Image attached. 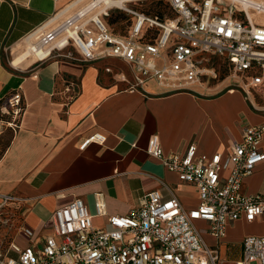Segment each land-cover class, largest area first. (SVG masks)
Segmentation results:
<instances>
[{
    "label": "built area",
    "instance_id": "1",
    "mask_svg": "<svg viewBox=\"0 0 264 264\" xmlns=\"http://www.w3.org/2000/svg\"><path fill=\"white\" fill-rule=\"evenodd\" d=\"M167 2L172 12L168 17L126 8L136 19L128 35L114 33L105 19L109 9L95 13L93 3L67 17L59 19L56 14L22 41L31 42L25 50L36 62L56 57L80 63L120 60L130 71L121 70L117 80L131 90L145 91L154 82L162 92L171 93L217 82L220 73L212 64L216 56L228 62L229 89H240L247 98L258 88L264 90V0ZM148 29L158 30L150 41L143 40ZM114 70L106 67L109 73ZM25 110L20 86L1 105L0 134L5 128L18 131ZM263 137L264 124H249L241 140H231L225 156L199 154L195 142L184 155H167L154 134L148 154L176 172L181 181L197 187L196 207L185 208L176 196L166 198L153 191L124 215L109 214L99 195L96 214H92L76 198L52 213L46 225L54 231L40 245L21 248L7 240L5 231L2 244H7L0 246V264H224L219 248L206 243L196 222H207L208 231L223 238L229 223L243 216L251 222L264 215V198L242 192L244 178L264 161ZM105 140L104 134L96 133L81 147ZM0 198V230H9L13 215H8V208H19L26 199L11 194H0ZM95 216L103 217L105 224L96 225ZM20 231L35 237L26 226ZM12 251L16 257L10 256ZM253 263L264 264V235L245 237L242 256L235 264Z\"/></svg>",
    "mask_w": 264,
    "mask_h": 264
},
{
    "label": "crops",
    "instance_id": "2",
    "mask_svg": "<svg viewBox=\"0 0 264 264\" xmlns=\"http://www.w3.org/2000/svg\"><path fill=\"white\" fill-rule=\"evenodd\" d=\"M74 1L0 0V114L5 98L20 86L26 104L21 128H5L0 134V194L26 199L19 208H8L18 214L8 240L21 248L40 245L54 231L46 225L52 213L76 198L92 214L99 195L109 214L124 215L153 191L176 196L185 208L196 207L197 187L148 154L150 137H160L167 155H184L195 142L199 154L225 156L231 140H241L246 125L264 124L263 88L249 98L240 89H229L228 79L171 93L154 82L145 91L131 90L117 80L123 70L117 59L80 63L63 57L36 62L29 57L16 62L24 47L11 58L13 45ZM108 66L115 68L113 73L106 71ZM96 133L104 134L105 142L92 141L82 148ZM242 192L264 198V161L244 178ZM105 222L94 218L96 225ZM196 224L206 243L219 248L224 264H235L242 256L241 251L239 258L228 261L230 243L264 235V215L229 223L223 238L213 236L207 222ZM21 226L33 230L35 237L28 238Z\"/></svg>",
    "mask_w": 264,
    "mask_h": 264
},
{
    "label": "rangeland",
    "instance_id": "3",
    "mask_svg": "<svg viewBox=\"0 0 264 264\" xmlns=\"http://www.w3.org/2000/svg\"><path fill=\"white\" fill-rule=\"evenodd\" d=\"M78 1L79 0H75L73 3H71L73 5V8L69 9V11L63 15V17H67L73 14L77 10L88 6L90 3H93L96 0H80V2L76 4ZM102 5L103 3L97 5V7L94 8L93 11L95 13L102 12L104 10V5L103 6ZM126 8H135L137 10H143L149 13L159 14V15H162L163 17H168V16H171L172 14L171 9L169 5L167 4L166 0H132L129 2H125L124 5L110 6L108 7L110 11V15L107 16L105 19L107 23L109 24L110 28L116 33L127 34L130 26L136 21L135 17L126 11ZM112 20H115V22L112 23L111 22ZM23 47H24L23 41L19 42L18 44L13 45L11 49H9L11 58L13 56V59H14L15 54L20 53ZM32 60H34V58L30 59V61ZM212 64H214V66L218 69L220 73L219 74L220 80H217V82H214V83L221 84L223 81H225L224 79H226L230 73L228 62L225 58L216 56L212 59ZM122 67L126 72L130 71L129 66L125 65L124 63L122 64ZM226 81L227 83H229L230 80L228 79ZM223 86H226V85H223ZM228 88L226 87L221 91H225ZM1 144H0V149L2 148ZM11 214L13 215V218L11 221L12 227L11 229H9L7 240L10 235V232L15 229L14 223L17 225L16 217L18 216V214L14 213L13 209L11 210V212L10 211L8 212V215L11 216ZM202 224L203 223H200V225ZM6 230L5 229L0 230V246H5L7 244L5 242L2 244V240L4 239ZM241 251H242V242L241 243H230L226 251V257L228 261L231 262L232 259L239 258L241 255ZM253 264H256V263H253Z\"/></svg>",
    "mask_w": 264,
    "mask_h": 264
},
{
    "label": "bare ground",
    "instance_id": "4",
    "mask_svg": "<svg viewBox=\"0 0 264 264\" xmlns=\"http://www.w3.org/2000/svg\"><path fill=\"white\" fill-rule=\"evenodd\" d=\"M129 1H132V0H96L93 3H95V4H97V3H99V4L103 3L104 10H105L108 7L113 6V5L114 6L124 5L125 2H129ZM79 2H80V0L76 4H78ZM93 3H90L88 5V7H92ZM71 8H73V5L72 4L70 6H68V7H66L65 9H63L61 12H59L58 15H62L65 12H68L69 9H71ZM30 43L31 42L29 40H26V42H24V50H22V53H21L20 57L16 60V62H19L20 61V58H22L23 61L26 60L27 58H29V56H30L29 50H27V49L25 50V48L27 46H29Z\"/></svg>",
    "mask_w": 264,
    "mask_h": 264
},
{
    "label": "trees",
    "instance_id": "5",
    "mask_svg": "<svg viewBox=\"0 0 264 264\" xmlns=\"http://www.w3.org/2000/svg\"><path fill=\"white\" fill-rule=\"evenodd\" d=\"M167 1V0H166ZM167 4H168V2H167ZM169 5V4H168ZM141 11H143V10H141ZM143 12H145V13H147V14H154V15H159V14H155V13H149V12H146V11H143ZM159 16H161V17H163L162 15H159ZM112 23H114L115 22V20H112L111 21ZM133 25V24H132ZM131 25V26H132ZM131 26H130V28H131ZM130 28H129V30H130ZM129 30H128V32H129ZM113 31V30H112ZM114 32V31H113ZM114 33H116V32H114ZM116 34H120V33H116ZM158 34V30H156V29H154V30H152V29H148V30H146L145 31V35H144V38H143V40L144 39H146V40H153L155 37H156V35ZM121 35H128V33L127 34H121Z\"/></svg>",
    "mask_w": 264,
    "mask_h": 264
}]
</instances>
